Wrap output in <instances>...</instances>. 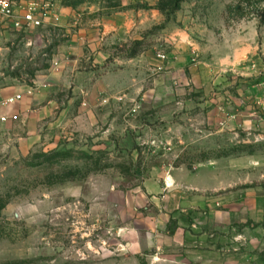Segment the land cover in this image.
<instances>
[{"label": "rangeland", "instance_id": "rangeland-1", "mask_svg": "<svg viewBox=\"0 0 264 264\" xmlns=\"http://www.w3.org/2000/svg\"><path fill=\"white\" fill-rule=\"evenodd\" d=\"M13 1H49L59 21L30 32L0 24V98L51 96L48 130L98 132L55 133L26 150V123L0 116V264H204L198 244L190 253L152 241L132 249L122 229L134 222L122 221L116 196L158 166L228 159L264 197V0ZM94 38L109 52L99 73H113L114 84L96 91L95 123L88 111L79 115L81 103L63 102L94 93L89 80L79 85L72 69L56 75L60 63L89 70ZM202 62L204 86L230 90V105L224 99L217 112L187 104L200 88L173 90L200 81ZM229 113L255 123H233ZM181 217L204 224L202 214Z\"/></svg>", "mask_w": 264, "mask_h": 264}, {"label": "crops", "instance_id": "crops-1", "mask_svg": "<svg viewBox=\"0 0 264 264\" xmlns=\"http://www.w3.org/2000/svg\"><path fill=\"white\" fill-rule=\"evenodd\" d=\"M93 35L97 38L95 34ZM92 40L90 50L93 52V62L89 70L82 69L84 65L79 61L60 63L56 75L60 71L63 74L65 70L72 69L76 72L75 82L79 85L85 82L83 80H89L90 85L94 87V93L89 96H67L62 100L68 104L74 101L81 103L78 106L79 115L88 111V115L93 116L91 121L95 123L96 103L100 97L96 91L100 87L105 88V91L108 87L112 89L114 84L113 73H99L107 68L105 60L109 52L107 49L101 50L95 38ZM79 51V55H82L81 47ZM196 66L200 81L193 83L192 86L187 81L182 83L180 81L179 84H174L173 90L176 91L184 85L189 89L200 88L199 99L197 101L190 99L186 102L188 105L197 104L201 110L210 105L213 107L218 105L223 109L224 99L230 105V90L218 91V82L213 84L209 82L204 86L206 83L204 79L210 72L204 71V62L197 63ZM25 96L26 94L17 104L5 108V111L0 108V116L3 113L9 116L18 114L20 119L18 121L26 123L27 135L22 141L26 150L36 143L42 144V139L48 138L51 134L96 135L98 132V130H48L46 120L54 106H45L43 103L52 97L40 94ZM218 106L212 107V111L217 112ZM69 109L70 106H64L61 116L67 114ZM229 114L226 117L233 123H241L243 120L247 125L255 123L251 118H243L240 113ZM59 119L54 125L61 122V118ZM193 167L194 169H191L186 165L173 164L155 167L144 175L141 185L116 196L121 199L124 208L122 221L134 222V226L122 229V232L125 231L133 239L131 248L141 250L152 241L159 250L168 246L176 248L183 246L190 253L198 244L204 252V264H264L261 257L264 250V197L260 200L258 190L255 188L257 183L250 181L246 183L244 180L245 183L242 182L239 161L215 159ZM168 177L171 178V183H168ZM144 210L146 213L140 214ZM149 210H153L154 214L147 213ZM185 213L202 214L204 224L196 223L193 218L184 220L181 215ZM147 235L149 242L146 240ZM199 257L202 258L203 254L201 253Z\"/></svg>", "mask_w": 264, "mask_h": 264}, {"label": "built area", "instance_id": "built-area-1", "mask_svg": "<svg viewBox=\"0 0 264 264\" xmlns=\"http://www.w3.org/2000/svg\"><path fill=\"white\" fill-rule=\"evenodd\" d=\"M0 24L4 27L17 31L30 32L50 20L59 21L57 12L53 9V4L49 1H33L27 4H17L13 0H0ZM162 61L166 55L160 53L158 56ZM23 97L22 93H17L0 98V108H9L17 104ZM2 121H17L18 114L4 115Z\"/></svg>", "mask_w": 264, "mask_h": 264}, {"label": "bare ground", "instance_id": "bare-ground-1", "mask_svg": "<svg viewBox=\"0 0 264 264\" xmlns=\"http://www.w3.org/2000/svg\"><path fill=\"white\" fill-rule=\"evenodd\" d=\"M168 183H171V178L170 177H168Z\"/></svg>", "mask_w": 264, "mask_h": 264}]
</instances>
